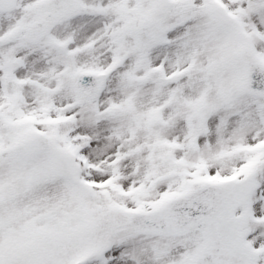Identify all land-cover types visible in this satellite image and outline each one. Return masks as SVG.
I'll use <instances>...</instances> for the list:
<instances>
[{
  "label": "snow or ice",
  "instance_id": "1",
  "mask_svg": "<svg viewBox=\"0 0 264 264\" xmlns=\"http://www.w3.org/2000/svg\"><path fill=\"white\" fill-rule=\"evenodd\" d=\"M0 264H264V0H0Z\"/></svg>",
  "mask_w": 264,
  "mask_h": 264
}]
</instances>
